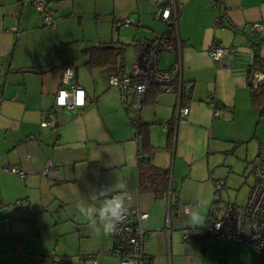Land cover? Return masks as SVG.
Segmentation results:
<instances>
[{
  "label": "crops",
  "instance_id": "crops-1",
  "mask_svg": "<svg viewBox=\"0 0 264 264\" xmlns=\"http://www.w3.org/2000/svg\"><path fill=\"white\" fill-rule=\"evenodd\" d=\"M177 3L180 11L171 40L175 44L179 41L180 47L161 54L157 66L164 70L179 66L174 87L181 84L182 105L188 112L177 116V94L162 92L158 86L150 88L142 109L153 147L151 161L159 168L171 167L169 187L157 196L152 189L138 185L141 146L130 123L136 113L128 107L129 97L124 100L121 90L108 84L110 74L135 71L146 45L164 31V23L154 17L155 2L51 0L54 22L44 26L30 0H0V260L7 264H88L81 256L96 253V264H119L111 253L110 233L92 232L75 204L84 199L91 202L88 197L94 189L122 182L128 189L126 203L138 205L148 214L142 226L151 264L205 262V256L198 253L207 237L183 243V230L192 227L178 225L177 217L188 216L180 205L191 203H185L183 184L172 191L173 181L175 177L183 182L186 177L195 178L194 165L239 146L238 159L256 161L264 143V96L253 98L247 70L253 45L258 44V55L264 58V0ZM107 5L110 8L106 9ZM105 14L110 16L111 31L117 19L136 22L132 31H124L129 26L121 28L123 40L113 41L112 33L101 27ZM149 15L153 21L147 23ZM88 18L95 20L96 34L92 37L84 29ZM253 23H259L260 29L254 30ZM121 29L116 30L119 33ZM213 43L232 49L231 55L221 62L213 61L209 55ZM105 44L121 49L117 65L111 69L87 65L82 51ZM66 66L73 67L74 82L85 92L86 104L79 113L54 107ZM258 71L264 73L261 69L254 73ZM213 100L221 105L217 116L209 105ZM49 113L56 125L41 126ZM169 128L173 131L170 148ZM48 161L59 169L52 178L41 176ZM13 167L25 176L5 170ZM195 197L205 213L211 207V194L203 199ZM19 199L29 200L39 212L37 218L43 226L36 234L39 239L27 234L29 216L25 210L7 214L5 206ZM95 204L99 207L101 201ZM191 206L190 211L194 209ZM51 210L54 213H49ZM19 241L23 255L21 248L16 251ZM237 243L256 251L246 243ZM50 252L53 255L46 261Z\"/></svg>",
  "mask_w": 264,
  "mask_h": 264
},
{
  "label": "built area",
  "instance_id": "built-area-1",
  "mask_svg": "<svg viewBox=\"0 0 264 264\" xmlns=\"http://www.w3.org/2000/svg\"><path fill=\"white\" fill-rule=\"evenodd\" d=\"M51 0H30V4L41 14L42 24L50 26L54 22L55 14L49 7ZM157 10L154 13L155 19L165 25L164 31L154 37L146 45L145 50L140 54L137 60L135 71L126 74H110L108 84L110 87H117L122 92L124 100L128 99V106L131 110L140 115L132 124L137 128L141 124L142 109L148 91L152 86H158L162 92L176 93L177 106L176 115L185 116L188 107L182 105L183 89L181 84L174 87L179 66L175 65L172 69H159L157 64L160 55L179 49V41L175 44L171 37L174 30L177 29L180 7L177 0H153ZM135 22L131 18L117 19L113 22L115 29L131 26ZM254 30L260 29L259 23H253ZM232 49L222 47L213 43L209 48V55L215 62H221L226 55H231ZM253 81L259 83L264 81V73L258 71L253 74ZM127 93V94H126ZM1 97V94H0ZM86 104L85 92L82 87L74 82V69L66 66L62 69L61 84L58 88L54 107L56 109H65L71 112L79 113ZM213 116L219 114L221 105L216 101L209 103ZM54 113V111H52ZM43 127H54L56 125L53 114L48 116L40 123ZM8 172L14 173L19 177H24L25 173L18 168H6ZM253 184L247 196L244 205L226 204L223 208L212 205L202 227L187 228L183 230L182 240L184 245L190 241L201 240L205 237H211L217 240L243 242L252 246L258 253L264 254V143L258 149L256 161L253 164ZM59 173L51 161H48L41 172L44 178H52ZM222 183H215V190L222 189ZM128 204V212L123 222L119 223L110 233L112 238L111 253L119 261V264H151L145 252L146 232L142 226V221L147 219L148 214L142 212L138 205ZM191 204L180 205L183 213H189ZM31 211L30 203L25 199H19L5 206L7 214L16 210ZM35 215L27 222L29 229L37 228ZM9 217L5 219L7 223ZM16 251H20L17 245ZM88 264H96V253H88L81 256Z\"/></svg>",
  "mask_w": 264,
  "mask_h": 264
},
{
  "label": "rangeland",
  "instance_id": "rangeland-1",
  "mask_svg": "<svg viewBox=\"0 0 264 264\" xmlns=\"http://www.w3.org/2000/svg\"><path fill=\"white\" fill-rule=\"evenodd\" d=\"M124 3H127L126 1ZM105 8V7H104ZM110 8L107 5L106 9ZM106 18H101V27L106 28L107 33L111 32L112 36L111 39L113 41L123 40V32L124 31H132L131 26L130 28H124L119 30L110 29V20L108 19L110 16L105 14ZM136 20V19H135ZM147 23L152 22V16H148V20H145ZM136 22V21H135ZM85 25V32L88 36L92 37L96 34V27H95V20L94 18H88L84 21ZM92 34V35H90ZM120 34V35H119ZM110 34L106 37L109 41ZM241 151L240 146L236 147L233 150L227 152H220L218 154L213 155V157L208 161L204 160L201 163L194 165L195 173L194 177H186L184 182L182 179L177 177L174 178L173 181V188L172 191L176 189L177 186H182L183 184V191H184V198H187L185 203H191L194 205V209H198L200 213L206 218L208 213V209L203 213L201 209H199L198 201L195 196L198 198H205L209 194H211V204L218 206V208H223L226 204H237V205H244L247 200V196L249 194L250 188L253 184V162L248 161L245 162L244 160L238 159V153ZM171 172V167L170 170ZM172 175V173H171ZM192 175V174H190ZM183 182V183H182ZM222 183V189L220 191L215 190V183ZM194 197V199H193ZM174 198V195L172 196ZM192 198V199H188ZM27 200V199H25ZM29 202V200H27ZM31 211L27 214L29 216V220L32 217L33 213L35 215V221L37 222V228L29 229L27 234L29 237L33 239H39L38 237L39 232L43 230V226L39 222V218L37 215L39 214L38 211L33 209V205H31ZM193 209V210H194ZM38 212V214H36ZM54 213V210H51L49 213ZM45 213L40 212V214ZM27 215H25L26 218ZM177 224L180 226H188L189 219L188 216L179 214L178 215ZM205 222V221H204ZM204 224V223H203ZM191 226V225H190ZM203 225L196 226L202 227ZM192 228H196L191 226ZM33 233V234H32ZM36 234H38L36 236ZM48 243H51L48 241ZM199 243V242H198ZM203 245L202 251L198 253L200 256H205V262L203 264H264V256L259 255L254 251L251 247L237 242L231 241H220L211 237H207L201 241ZM20 245L22 255L24 252V248L21 245V241L17 242ZM200 244V243H199ZM193 252V251H192ZM198 251H194L192 254H196ZM13 253L16 254L15 249ZM53 255V252H50L47 257L44 259L46 261L50 260L48 256ZM0 264H7L4 260H0ZM49 264H54L53 262Z\"/></svg>",
  "mask_w": 264,
  "mask_h": 264
},
{
  "label": "trees",
  "instance_id": "trees-1",
  "mask_svg": "<svg viewBox=\"0 0 264 264\" xmlns=\"http://www.w3.org/2000/svg\"><path fill=\"white\" fill-rule=\"evenodd\" d=\"M253 48V59L251 65H249L247 70V78L248 86L251 90L253 98H255L260 95L261 97L264 96V81L259 83H255L253 81L254 72L259 69L264 70V58H261L258 55V44L253 45ZM120 50L121 49L116 48L110 44H105L89 47L87 49H84L82 53L87 57L86 64L90 67L96 69H111L114 68L118 63V55ZM133 112L136 113V117L130 119L131 121L138 119L140 115L136 111ZM130 123L135 128V130H137V135L140 138L139 142L141 146V157H139L138 161V185L141 188H150L155 192L157 196H160L165 191H167L169 187L170 172L167 169L155 166L151 161L153 147L149 139L148 126L143 123L142 119L141 124L137 128L132 124V122ZM172 140L173 131L169 128L167 132V147L170 148Z\"/></svg>",
  "mask_w": 264,
  "mask_h": 264
},
{
  "label": "clouds",
  "instance_id": "clouds-1",
  "mask_svg": "<svg viewBox=\"0 0 264 264\" xmlns=\"http://www.w3.org/2000/svg\"><path fill=\"white\" fill-rule=\"evenodd\" d=\"M127 184L117 182L111 187L101 190H93L90 192L88 200L78 201L75 204V209L78 214L83 217L88 224L89 229L100 234L101 231L107 233L115 229V227L123 222L128 212ZM100 200L99 207L95 201ZM189 225L196 227L203 225L205 217L198 209H194L188 213Z\"/></svg>",
  "mask_w": 264,
  "mask_h": 264
}]
</instances>
